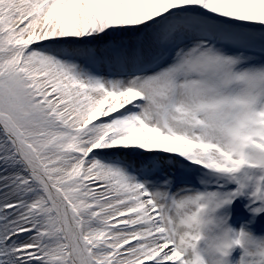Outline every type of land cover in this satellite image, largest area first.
<instances>
[{"label": "snow or ice", "instance_id": "6c2138e0", "mask_svg": "<svg viewBox=\"0 0 264 264\" xmlns=\"http://www.w3.org/2000/svg\"><path fill=\"white\" fill-rule=\"evenodd\" d=\"M260 225L264 0H0V264H264Z\"/></svg>", "mask_w": 264, "mask_h": 264}, {"label": "rangeland", "instance_id": "374dc122", "mask_svg": "<svg viewBox=\"0 0 264 264\" xmlns=\"http://www.w3.org/2000/svg\"><path fill=\"white\" fill-rule=\"evenodd\" d=\"M105 39H107V38H105ZM159 175H169V176L174 177V187H173L174 191L176 190V188H179V187L186 185V184H190L193 186H199L198 185V179L195 175L186 177L183 174V172L179 169L178 166H173V165L166 163L162 166V169H161V172ZM233 219H234V222H237V223L242 221L243 212H242V208L240 206H237V208L235 209ZM256 231H257V233H264L263 228L261 229V228L257 227ZM238 255H239L238 250H234L232 252L233 258L238 257Z\"/></svg>", "mask_w": 264, "mask_h": 264}, {"label": "clouds", "instance_id": "9594fccd", "mask_svg": "<svg viewBox=\"0 0 264 264\" xmlns=\"http://www.w3.org/2000/svg\"><path fill=\"white\" fill-rule=\"evenodd\" d=\"M222 239L219 237H209L206 241L207 247L212 250L214 249L218 244L222 243Z\"/></svg>", "mask_w": 264, "mask_h": 264}, {"label": "bare ground", "instance_id": "6f19581e", "mask_svg": "<svg viewBox=\"0 0 264 264\" xmlns=\"http://www.w3.org/2000/svg\"><path fill=\"white\" fill-rule=\"evenodd\" d=\"M161 172V171H160ZM160 172L158 174H160Z\"/></svg>", "mask_w": 264, "mask_h": 264}]
</instances>
